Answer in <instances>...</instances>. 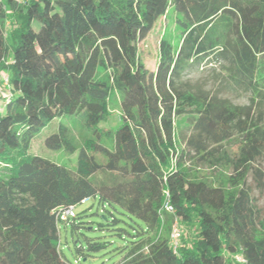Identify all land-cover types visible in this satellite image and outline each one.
Masks as SVG:
<instances>
[{"label": "trees", "instance_id": "16d2710c", "mask_svg": "<svg viewBox=\"0 0 264 264\" xmlns=\"http://www.w3.org/2000/svg\"><path fill=\"white\" fill-rule=\"evenodd\" d=\"M170 9L181 41L161 39L151 70L139 44ZM214 59L252 91L251 104L189 90L184 77ZM0 67L12 93L0 110V264L95 256L103 239L77 246V262L61 247L60 225L76 233L88 212L61 214L92 197L113 208L98 230L125 225L113 227L128 238L116 264H264V220L248 185L264 154V112L255 106L264 98V0H0ZM112 90L121 96V121L104 129ZM181 116L186 135L177 133ZM64 117H80L88 135L79 142L60 122L45 144L78 152L75 168L30 153L35 136ZM204 166L224 172L209 178ZM255 173L263 186V171ZM166 192L182 229L197 226L190 244L183 232L177 251L160 232Z\"/></svg>", "mask_w": 264, "mask_h": 264}, {"label": "rangeland", "instance_id": "374dc122", "mask_svg": "<svg viewBox=\"0 0 264 264\" xmlns=\"http://www.w3.org/2000/svg\"><path fill=\"white\" fill-rule=\"evenodd\" d=\"M179 14L173 9H170L165 17H162L155 25L153 31L150 35L139 44L140 54L144 60L146 66L154 70L159 54V44L161 39L166 38L173 42L174 44H179L181 41L182 28L177 22ZM9 22H13L9 19L6 23L5 35L9 42ZM36 29H39V24L35 23ZM11 53L8 55V61H11ZM223 60L214 59L211 61H205L198 66H195L185 77L184 80L189 82L190 91L204 90L209 94H219L223 98L229 99L231 102L237 105H249L252 102V97L254 94L251 90L244 89L239 85L235 84L231 79L227 78L226 73L223 69ZM255 97V96H254ZM256 98V97H255ZM257 104L255 105L257 109H261L264 112V98L260 97L257 99ZM107 108L109 111L108 119L102 123L104 129L112 128L115 129L121 119L122 107H121V96L116 90H112L107 101ZM83 119V118H82ZM63 122L71 127L75 137L80 142L82 137L88 135V131L84 128L83 121L80 117H64L56 119L48 124L35 138L32 140L30 153L34 155H39L45 157L56 163L65 165L70 168H75L78 161V152L70 155L65 152L64 149H51L46 146V138L57 131L59 123ZM177 133L178 134H188L189 133V123L187 121V116L180 117L177 119ZM235 140H240V136H235L232 142ZM232 143L227 144V148H230ZM204 174L209 178H214L215 174L220 176L223 170L212 169L204 166ZM261 169L263 171V184H264V154L260 159L254 163L253 171L250 172L248 176V185L251 190V195L254 202V214L256 219L264 220V185L259 186L257 175L255 169ZM226 175L229 171H225ZM98 178L106 179L104 173L97 175ZM77 212L87 211L88 216L85 218L88 223L85 227L77 230L76 233L72 232V227L69 224L67 228L61 224V247L63 253L67 259L72 262H77L76 258V247L81 244L87 245V240L100 238L107 242L106 246L100 251L96 252L95 256H85L82 264H116L120 260H123V255L125 251L115 253L118 246L127 243L128 238L126 234L123 237L114 234L115 229L124 227V223L121 222L117 225H113L110 229H106L104 232L98 230V226L101 223H107V215L113 208L106 203L105 208H103L102 203L99 201L98 197H92L87 203L80 204L76 208ZM121 210L115 211V216L117 218H122L120 214ZM108 218H111L109 215ZM177 216L169 212H163L162 224L160 232L169 237L172 232V227L176 221ZM183 223V222H182ZM109 227V226H108ZM114 227V228H113ZM114 230V231H113ZM197 231V226H189L183 224V232L185 234V242L190 244L194 238V233ZM122 258V259H121ZM120 261V262H121Z\"/></svg>", "mask_w": 264, "mask_h": 264}, {"label": "built area", "instance_id": "2783aa9c", "mask_svg": "<svg viewBox=\"0 0 264 264\" xmlns=\"http://www.w3.org/2000/svg\"><path fill=\"white\" fill-rule=\"evenodd\" d=\"M20 2H25L28 0H19ZM3 84L7 88V91L2 94V99L0 100V110H4L5 106L11 101L10 97L12 95L11 93V83H10V75L8 72H4L2 75ZM85 202V200H83ZM163 212H169L174 214L175 209L174 206L170 202V195L168 192H166V198L163 205ZM76 207L70 206L68 207L62 214L61 219L62 220H68L70 218L75 217ZM183 234V229L181 222L179 218H176V221L173 224L172 232L170 235V245L173 248L174 251H177L180 247V241ZM236 259L240 262H245V258L242 255H237Z\"/></svg>", "mask_w": 264, "mask_h": 264}, {"label": "crops", "instance_id": "0c3cea01", "mask_svg": "<svg viewBox=\"0 0 264 264\" xmlns=\"http://www.w3.org/2000/svg\"><path fill=\"white\" fill-rule=\"evenodd\" d=\"M4 72H7L4 68L0 67V100L2 99V94L7 91V88L3 84L2 75Z\"/></svg>", "mask_w": 264, "mask_h": 264}]
</instances>
